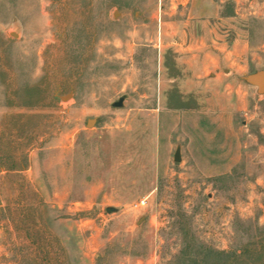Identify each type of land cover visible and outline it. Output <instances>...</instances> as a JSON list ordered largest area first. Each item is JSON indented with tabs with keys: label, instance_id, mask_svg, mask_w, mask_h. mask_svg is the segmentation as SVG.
Returning <instances> with one entry per match:
<instances>
[{
	"label": "rangeland",
	"instance_id": "obj_1",
	"mask_svg": "<svg viewBox=\"0 0 264 264\" xmlns=\"http://www.w3.org/2000/svg\"><path fill=\"white\" fill-rule=\"evenodd\" d=\"M258 71L264 0H0V264H264Z\"/></svg>",
	"mask_w": 264,
	"mask_h": 264
},
{
	"label": "water",
	"instance_id": "obj_2",
	"mask_svg": "<svg viewBox=\"0 0 264 264\" xmlns=\"http://www.w3.org/2000/svg\"><path fill=\"white\" fill-rule=\"evenodd\" d=\"M15 34V33H13ZM244 79L257 87L258 89V92L260 94H264V71H258V72H255V73H251V74H246L244 76ZM71 96V94H68L67 96L64 97V99H67ZM123 100L124 98H120L119 101L115 102L114 103V106L116 107H121L123 105ZM95 122L94 119H89L88 120V126H90L91 124H93ZM175 160L176 161H180L181 160V157H180V149L177 150L176 154H175ZM108 212H112L115 210V208L113 207H109L108 209Z\"/></svg>",
	"mask_w": 264,
	"mask_h": 264
},
{
	"label": "crops",
	"instance_id": "obj_3",
	"mask_svg": "<svg viewBox=\"0 0 264 264\" xmlns=\"http://www.w3.org/2000/svg\"><path fill=\"white\" fill-rule=\"evenodd\" d=\"M205 51V55L195 54L194 59H202V64L206 66L217 67L220 66L221 63L224 62L223 54L221 51L225 52L223 45L219 43L218 45H209Z\"/></svg>",
	"mask_w": 264,
	"mask_h": 264
},
{
	"label": "trees",
	"instance_id": "obj_4",
	"mask_svg": "<svg viewBox=\"0 0 264 264\" xmlns=\"http://www.w3.org/2000/svg\"><path fill=\"white\" fill-rule=\"evenodd\" d=\"M206 255V260L211 256L212 258L224 259L222 264H241V255L238 254L208 248Z\"/></svg>",
	"mask_w": 264,
	"mask_h": 264
}]
</instances>
